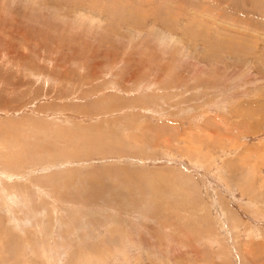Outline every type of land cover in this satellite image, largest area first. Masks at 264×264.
Wrapping results in <instances>:
<instances>
[{
    "label": "rangeland",
    "instance_id": "rangeland-1",
    "mask_svg": "<svg viewBox=\"0 0 264 264\" xmlns=\"http://www.w3.org/2000/svg\"><path fill=\"white\" fill-rule=\"evenodd\" d=\"M0 264H264V0H0Z\"/></svg>",
    "mask_w": 264,
    "mask_h": 264
}]
</instances>
